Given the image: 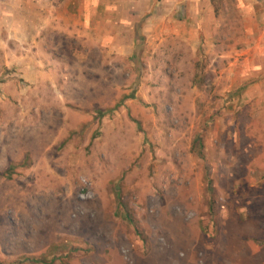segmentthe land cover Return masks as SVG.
<instances>
[{
	"label": "rangeland",
	"instance_id": "obj_1",
	"mask_svg": "<svg viewBox=\"0 0 264 264\" xmlns=\"http://www.w3.org/2000/svg\"><path fill=\"white\" fill-rule=\"evenodd\" d=\"M139 3L33 83L0 0V264H264V0Z\"/></svg>",
	"mask_w": 264,
	"mask_h": 264
},
{
	"label": "crops",
	"instance_id": "obj_2",
	"mask_svg": "<svg viewBox=\"0 0 264 264\" xmlns=\"http://www.w3.org/2000/svg\"><path fill=\"white\" fill-rule=\"evenodd\" d=\"M13 2L17 23L25 25L24 32L19 34L18 40L23 46L28 45L27 40L31 39L28 54H19L17 60L21 66L19 71L28 74V80H33V83H36L42 74L45 76L51 61V54L48 52L44 54L47 55V60H40L38 55L39 48H45V38H42L45 28L57 25L62 27L63 31L71 29L76 31L77 26L86 24L84 29L89 26L91 30L89 35L83 34L87 38L86 42L97 45L101 42L100 24L106 25L109 29L111 22L108 19L117 12L115 9L140 7L139 0H13ZM3 7L5 8V5ZM31 32L34 33L33 37Z\"/></svg>",
	"mask_w": 264,
	"mask_h": 264
},
{
	"label": "trees",
	"instance_id": "obj_3",
	"mask_svg": "<svg viewBox=\"0 0 264 264\" xmlns=\"http://www.w3.org/2000/svg\"><path fill=\"white\" fill-rule=\"evenodd\" d=\"M210 1V3H211V5L213 6V8H214V12H215V14L218 12V6H217V0H209ZM4 174H6V173H4ZM0 176H2V175H0ZM4 176V175H3ZM26 261H30V262H43L42 260H36V259H30L29 258V260H27V259H25L24 260V262H26Z\"/></svg>",
	"mask_w": 264,
	"mask_h": 264
}]
</instances>
